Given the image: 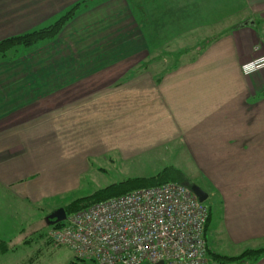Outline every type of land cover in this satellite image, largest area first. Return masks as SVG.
<instances>
[{"label":"rangeland","instance_id":"1","mask_svg":"<svg viewBox=\"0 0 264 264\" xmlns=\"http://www.w3.org/2000/svg\"><path fill=\"white\" fill-rule=\"evenodd\" d=\"M196 1L199 9L203 1ZM221 3L213 4L214 13L220 14L207 22L198 16L196 26L190 28H209L207 23L212 22L213 29L225 22L230 26L234 17L228 11L222 14L227 18L220 17ZM155 4L154 9L143 5L150 14L141 18L143 24L134 17L141 16L138 9L133 17L130 11L94 16V10L81 13L79 9L82 15L53 41L22 50L14 61L0 58V74L15 79L9 81L11 91L19 85L21 120L34 125L38 156L47 172L52 170L43 176L55 181L54 194L61 192L28 204L0 191V237L15 247L13 253L0 256V264H69L75 260L72 250L46 241L52 221L48 217L111 183L152 176L165 167L180 171L181 184L195 183L207 192L206 232L213 251L232 256L237 250L227 245L220 229L222 196L236 195L237 183L230 182L225 171L232 162L196 160L181 137L160 145V65L169 60L160 55L172 49L160 51V0ZM8 54L7 58L14 56L12 51ZM2 84L6 83L0 80V92ZM43 176L35 182L40 184ZM58 180L67 183L56 185ZM29 236L31 241L22 243Z\"/></svg>","mask_w":264,"mask_h":264},{"label":"crops","instance_id":"2","mask_svg":"<svg viewBox=\"0 0 264 264\" xmlns=\"http://www.w3.org/2000/svg\"><path fill=\"white\" fill-rule=\"evenodd\" d=\"M80 1L0 0V40L46 26ZM202 1L197 9L196 0H160V51L186 48L198 37L215 36L201 51L178 56L176 68L160 73V145L168 138L181 137L196 160L232 162L225 171L230 182L237 183L236 195L223 193L220 229L227 245L237 248L230 253L234 256L264 246V68L248 75L241 70L243 64L264 56V0H235L237 4L222 0L220 17L227 18L222 15L226 11L231 13L230 26L225 22L213 29L212 22L207 23L209 28H190V24L196 26L198 16L207 22L220 14L213 10L220 0ZM85 4L81 13L94 10V16L116 14L115 10L130 11L131 17L134 14L128 0ZM156 6L149 4L145 9ZM80 11L69 23L77 21ZM0 78L6 83L0 92V191L28 204L41 202L61 192L54 194L55 181L44 177L52 170L47 172L38 156L34 125L21 120L19 85L11 91L9 81L14 77L9 80L1 73ZM66 175L67 180L70 172ZM40 176L38 184L35 179ZM66 180H58L56 185L62 186ZM206 231L207 247L216 253ZM45 238L48 242L47 234ZM30 241V236L24 237L22 243ZM6 242L10 249L0 256L15 250L11 240ZM238 264H264V255Z\"/></svg>","mask_w":264,"mask_h":264},{"label":"built area","instance_id":"3","mask_svg":"<svg viewBox=\"0 0 264 264\" xmlns=\"http://www.w3.org/2000/svg\"><path fill=\"white\" fill-rule=\"evenodd\" d=\"M264 68V56L243 64L248 75ZM208 211L185 185L169 182L136 189L72 213L48 238L95 264H209Z\"/></svg>","mask_w":264,"mask_h":264},{"label":"trees","instance_id":"4","mask_svg":"<svg viewBox=\"0 0 264 264\" xmlns=\"http://www.w3.org/2000/svg\"><path fill=\"white\" fill-rule=\"evenodd\" d=\"M90 0H83L80 2H76L72 5L67 11H65L62 15H60L57 19H55L52 23L43 26L41 28L31 30L22 34L12 35L0 40V58L6 59L8 52L12 51V55L10 60H14L18 58L20 54H23L22 50L30 49L34 46H37L43 42H50L59 37L60 33L63 31L64 27L76 16L79 9L85 6ZM130 7L132 10L138 9L141 13L140 17H136L139 20L140 24H143L141 18H149L144 14L143 5H149L156 2V0H128ZM215 38V36H213ZM213 38L198 37L196 41H194L193 45H189L186 48H181L177 50H165L160 55V58L164 55L169 57L167 62L161 63L160 73L163 74L165 72H169L177 66V57L182 55L185 52L196 50L201 51ZM188 44V43H187ZM163 58V57H162ZM147 65V64H145ZM156 79H158L156 77ZM183 175H181L180 171L174 167H165L159 172L155 173L152 176L147 177H129L124 180L111 183L97 191L91 193L90 195H86L80 198H77L71 201L69 204L64 206V211L66 215H70L72 213L78 212L80 210L86 209L91 205L117 196L124 195L128 192L134 191L140 188L153 187L157 185H161L169 182L181 183ZM182 179V180H181ZM181 181V182H180ZM193 183L185 184L190 187ZM195 184V183H194ZM207 200V199H206ZM207 206L208 216L205 223V231L210 219V208ZM63 222H56L52 227H58L62 225ZM48 243L50 240L48 239ZM10 249L9 244L0 239V254L5 253ZM264 255V246L258 248H251L243 251L241 254L236 256H226L220 255L214 252H210L207 247V259L209 264H238L244 261H249V263L254 262ZM79 263H78V262ZM69 264H95L94 262H89L86 260H81L75 257V260L71 261Z\"/></svg>","mask_w":264,"mask_h":264},{"label":"water","instance_id":"5","mask_svg":"<svg viewBox=\"0 0 264 264\" xmlns=\"http://www.w3.org/2000/svg\"><path fill=\"white\" fill-rule=\"evenodd\" d=\"M189 188L200 202H204L208 198L207 192H205L199 185L193 183ZM49 218H51L52 221L48 224L53 225L56 222L63 221L66 218V213L63 208H58L48 217V219ZM155 264H162V261L156 262Z\"/></svg>","mask_w":264,"mask_h":264}]
</instances>
